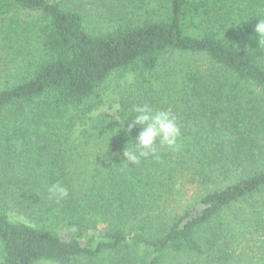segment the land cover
Wrapping results in <instances>:
<instances>
[{
	"label": "trees",
	"instance_id": "16d2710c",
	"mask_svg": "<svg viewBox=\"0 0 264 264\" xmlns=\"http://www.w3.org/2000/svg\"><path fill=\"white\" fill-rule=\"evenodd\" d=\"M106 1L128 20L97 31L71 5L0 0V18L40 16L29 26L12 18L4 31L35 55L0 91V264L241 262L237 236L264 239V45L254 30L264 0ZM158 1L156 18L135 14ZM176 53L203 56L209 67L165 65ZM118 72L132 73L133 84L117 118L87 130L94 167L76 183L70 144ZM144 104L177 116L181 147H158L126 167L123 150L140 131L126 129ZM184 177L202 195L168 214ZM57 182L69 192L59 203L47 193Z\"/></svg>",
	"mask_w": 264,
	"mask_h": 264
},
{
	"label": "rangeland",
	"instance_id": "374dc122",
	"mask_svg": "<svg viewBox=\"0 0 264 264\" xmlns=\"http://www.w3.org/2000/svg\"><path fill=\"white\" fill-rule=\"evenodd\" d=\"M49 1L61 2L76 7L85 14L89 27L97 31H106L113 24L128 20L119 12L115 5L106 0ZM161 3L160 1L151 2L141 13L135 12V14H139L140 17H146L149 14L150 18H156ZM12 18H17L20 24L29 26L37 23L40 16L34 12H18V14L11 13L5 19L0 18V91L7 86L13 85L20 79L24 70H26V66L33 60V56L35 55L32 50L27 48L26 42L23 45H19L14 42L7 43L4 40V31L10 27V20ZM164 64L167 66L190 64L195 68L207 69L209 67V60L203 56L176 53L166 55ZM133 81L134 76L132 73L118 72L101 87L98 91V96L93 99L92 102L96 105L94 111L87 116L85 126L77 129L69 148V154H71L70 156L73 159L69 168L80 172V175L76 176L78 180L76 183H79V180L84 176H87L89 173L91 174L94 167V161L91 160V156L95 153V150L93 144L90 141L87 142V130H92L94 124H98L103 120L109 121L117 118L120 94L128 89L133 84ZM190 181V178L187 177L181 179L175 193L169 197L165 205L168 214L182 212L193 205L196 199L202 195V187L198 183ZM9 215L13 221L28 222L26 218L13 211H10ZM248 233L250 235H246V237L237 236L234 248H236V254L241 257L242 261H235L233 264H250L252 261H255L257 264L264 262V244L262 243L264 239L258 233ZM144 252L141 251L140 254L145 255ZM42 264L55 263L45 262Z\"/></svg>",
	"mask_w": 264,
	"mask_h": 264
},
{
	"label": "clouds",
	"instance_id": "9594fccd",
	"mask_svg": "<svg viewBox=\"0 0 264 264\" xmlns=\"http://www.w3.org/2000/svg\"><path fill=\"white\" fill-rule=\"evenodd\" d=\"M257 21L254 30L259 38V44L262 46L264 45V19H258ZM133 112L134 116L131 119V123L128 124L126 132L131 134L137 128L140 131L135 142H131V147L128 146V143L123 150L124 159L121 164L126 167L139 165L142 158L156 156L158 147L171 152H176L180 149L181 126L178 123L177 116L172 111L153 109L149 105L144 104L134 106ZM123 127L124 122L121 123V129ZM47 193L48 198L55 200L57 203L69 195L68 189L59 182L52 184L47 189ZM70 231L75 232L76 229L73 227Z\"/></svg>",
	"mask_w": 264,
	"mask_h": 264
}]
</instances>
